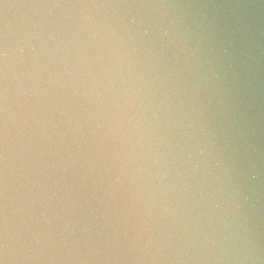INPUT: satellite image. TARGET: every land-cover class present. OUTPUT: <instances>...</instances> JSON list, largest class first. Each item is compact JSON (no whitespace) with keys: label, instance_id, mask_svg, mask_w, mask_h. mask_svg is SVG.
<instances>
[{"label":"clouds","instance_id":"clouds-1","mask_svg":"<svg viewBox=\"0 0 264 264\" xmlns=\"http://www.w3.org/2000/svg\"><path fill=\"white\" fill-rule=\"evenodd\" d=\"M0 264H264V0H0Z\"/></svg>","mask_w":264,"mask_h":264}]
</instances>
